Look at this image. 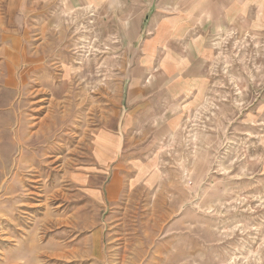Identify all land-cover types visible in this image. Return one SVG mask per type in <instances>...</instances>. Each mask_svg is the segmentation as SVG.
<instances>
[{"label":"rangeland","instance_id":"obj_1","mask_svg":"<svg viewBox=\"0 0 264 264\" xmlns=\"http://www.w3.org/2000/svg\"><path fill=\"white\" fill-rule=\"evenodd\" d=\"M34 3L0 0V264H264V41H220L203 104L132 159L126 7Z\"/></svg>","mask_w":264,"mask_h":264},{"label":"crops","instance_id":"obj_2","mask_svg":"<svg viewBox=\"0 0 264 264\" xmlns=\"http://www.w3.org/2000/svg\"><path fill=\"white\" fill-rule=\"evenodd\" d=\"M118 5L131 15L126 31L133 37L112 152L128 151L135 159L145 148V159H151L158 144L177 134L203 104L214 47L232 36L264 41V0H35L31 12L61 6L105 13Z\"/></svg>","mask_w":264,"mask_h":264}]
</instances>
